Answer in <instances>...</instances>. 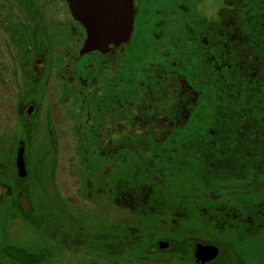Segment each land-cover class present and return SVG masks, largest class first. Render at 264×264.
Masks as SVG:
<instances>
[{"label": "flooded vegetation", "instance_id": "obj_1", "mask_svg": "<svg viewBox=\"0 0 264 264\" xmlns=\"http://www.w3.org/2000/svg\"><path fill=\"white\" fill-rule=\"evenodd\" d=\"M225 2L234 7L129 0L127 33L100 49L85 48L76 9L106 26L119 0L0 1V87L15 89L3 96L15 112L0 132V264H61L64 255L90 264H253L252 254L264 255L263 246L246 248L264 240V168L235 167L249 154L234 137L212 136ZM210 67L213 86L204 89ZM62 146L74 192L93 207L95 192L109 193L115 211L94 216L97 230H82L66 209L84 208L60 189ZM27 227L38 230L32 246Z\"/></svg>", "mask_w": 264, "mask_h": 264}, {"label": "trees", "instance_id": "obj_2", "mask_svg": "<svg viewBox=\"0 0 264 264\" xmlns=\"http://www.w3.org/2000/svg\"><path fill=\"white\" fill-rule=\"evenodd\" d=\"M226 3L221 11L220 92L216 115L211 118L215 122L212 136L221 142L234 137L242 153L249 154L236 157L235 167L264 168V0H234L232 9ZM212 82L210 67L208 72H201L198 84L205 89L211 88ZM154 162L159 164L164 159L157 157ZM170 167L178 171V160L170 161ZM162 177L168 184L178 183L173 176ZM161 197L169 199L167 195Z\"/></svg>", "mask_w": 264, "mask_h": 264}, {"label": "rangeland", "instance_id": "obj_3", "mask_svg": "<svg viewBox=\"0 0 264 264\" xmlns=\"http://www.w3.org/2000/svg\"><path fill=\"white\" fill-rule=\"evenodd\" d=\"M220 2L222 5V0H220ZM4 94L14 98L15 89L12 88L11 90L8 91L6 87H4V86L0 87V132H2L5 129L4 127H5L6 123L13 120V116H14V112H15L13 104L8 103L7 101H5L3 99ZM37 147H38V145L33 148V155L35 156L34 160L36 159V155H39V153H37L38 151L36 150ZM0 148H1V144H0ZM60 151H61L60 162H59V178H60V184H61L60 189L64 194H68L70 196H73V200L75 201V203L78 206L84 208L85 210L84 209L80 210L78 208H74L71 205L67 206L66 209H70V211L74 212L73 214L76 217L77 221L79 222L78 225L80 224L81 226H83L82 230H84V229L89 230V231L97 230V228L95 227V223H94V222H96L94 216L98 215V214L100 215V211H102L103 208L106 209V211L109 213H112V211H115V208L109 207V205H108V203L111 202V198L109 196V193H108V195L104 194L102 197V195H100L99 192H95L93 194V196L96 197V199H98L99 201H97V203H95L94 207H93V204L91 202L81 198L78 194H76L74 192V189H73V186H74L73 181H72V179L70 181L69 177H68V169H69V166L67 165V156H68L67 151H68V149H66L64 146H62V149ZM12 154H14V151H12ZM44 168L46 171L48 166L46 168V165H44ZM24 182H25V180H24ZM35 194H38V192H36ZM60 198L62 200L61 205H60V216H62L63 205H68L67 204L68 202L64 198L62 199V196ZM242 202H243V200L239 201V202H235V204L241 206ZM87 210H90L91 213H89V211H87ZM148 224H151V223L148 222L147 225ZM37 232H38V230H34V229H31L30 227H27V236H26L27 242H26V244L28 246H32L37 242V234H36ZM262 246L264 247V240H263V242H258V244H252L251 245L250 243H248L246 248H248V249H252V248L260 249V248H262ZM79 258H80L79 256L72 257L69 255L68 256L64 255L63 261L61 260L62 261L61 264H90V261L85 260L84 257H82L81 259H79ZM252 263L253 264H261V263L264 264V255L261 256L257 252L255 255L252 254ZM93 264H95V263H93Z\"/></svg>", "mask_w": 264, "mask_h": 264}, {"label": "water", "instance_id": "obj_4", "mask_svg": "<svg viewBox=\"0 0 264 264\" xmlns=\"http://www.w3.org/2000/svg\"><path fill=\"white\" fill-rule=\"evenodd\" d=\"M71 5H78L80 1L84 0H67ZM129 0H119L120 10L111 14H107V25L103 26L100 23L98 15H89L86 12H79L76 9V17L80 19L86 28L87 38L85 41V48H106L110 43L119 42L127 33L126 26L128 24ZM103 18V16H102ZM24 146L19 144L16 155V169L17 175L22 176L26 174L24 164Z\"/></svg>", "mask_w": 264, "mask_h": 264}]
</instances>
